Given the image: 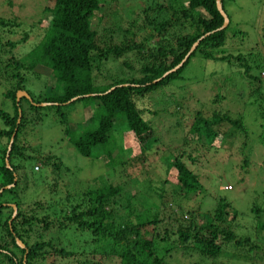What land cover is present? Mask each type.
<instances>
[{"label":"trees","instance_id":"1","mask_svg":"<svg viewBox=\"0 0 264 264\" xmlns=\"http://www.w3.org/2000/svg\"><path fill=\"white\" fill-rule=\"evenodd\" d=\"M232 1L219 0L221 12L227 19L223 29V17L216 8V0H167L166 6L154 4L148 25L153 35L159 37V42L150 47L131 40H121V35L131 33L127 29L119 28L118 31V25H113L116 27L113 31H118L117 39L113 41L110 34L107 39L102 38L101 31L94 30L91 22L94 13L100 9L99 0H53L51 7L44 9L48 16L47 26L42 36L31 40L32 43L28 41L30 39L25 31L12 35L13 28L20 29V24L13 19H0V98L11 105V114L0 109V140L5 141V146L0 147V264H77L83 256L82 249L87 252L81 264H165V259L171 258L175 252L186 255L187 259L193 255V259L197 258L203 264L206 261H209L208 264H225L217 260L225 245L231 244L237 249L229 245V250L236 257L240 256L242 261L245 255L250 256L257 250L249 238L237 237L231 230L220 228L227 216L226 209L229 208L223 199H218L213 212L206 214L208 221L203 217L200 224L196 223L192 217L196 212H187L186 222L180 220L175 228L171 226L170 231L163 230L162 236L156 239L160 235L143 238L142 234L147 228L156 229L160 222L157 212L147 216L151 199L145 197L142 211L138 215L134 214L133 207H129L127 219L122 221L121 226H116L113 221L116 215L112 209L107 210V206L120 196L122 188L105 181L101 182L100 187L90 188L80 195L73 193L78 197L83 194L80 199L86 198L88 201L85 208L80 207V201L66 188V184L63 185L65 189L62 188L57 195L55 193L52 201L44 204L35 199L23 208L19 197L22 188H27L22 181L24 174L21 163L31 159L18 140L26 121L23 103H26V109L30 112L54 109L63 127V137L77 154L89 158L94 148H100L106 157L105 162L101 159L102 163L113 169L127 163L118 161L121 153L118 146L116 149L112 148L113 145L106 149L112 142L111 133L118 122H121L126 132H130L141 152L153 137L152 129L142 119L133 99H143L151 92L179 81L183 83L184 70L193 59L226 64L234 60L241 65L248 80L258 83V77L249 76L250 67L244 59L222 52L228 32L233 36H245V32L235 31L238 25L227 9ZM149 11L147 8L140 14H148ZM113 15L110 17L113 18ZM135 17L131 16L127 21L131 23ZM39 22L38 19L32 27H39ZM253 43L255 45V41ZM130 53L140 59L135 60L140 61L138 72L135 71L138 77L132 78L130 73L128 77H113L106 84L101 83L105 78L100 68ZM3 55L5 57L1 60ZM251 64L257 70L261 67L252 61ZM120 66L131 72L135 70L124 61ZM36 67L48 71V76L58 85L57 94L50 91L42 93L46 80H43L42 85L37 83L38 73L33 71ZM256 89L252 94L254 103L251 104L256 107V117L260 123L257 141L264 147V94H259ZM18 91L24 92L28 98L21 97L16 102L15 93ZM88 101L96 103V108L86 120V124L90 125L78 135L72 134L74 129L67 127V116L62 109L77 102ZM222 123L244 137L247 136L240 119L234 120L215 111L206 119L197 111L189 130L191 137L188 138L202 135L212 145L218 136L223 139L218 131H214L215 126ZM11 136L13 138L6 168L4 158ZM113 151L116 153L113 154ZM53 158V161L50 156L38 158L32 171L38 172L40 165H43L49 167L52 175L56 172L59 176V173L67 169L62 167L58 159ZM188 159L195 163L193 158ZM171 164L176 171L173 192L176 189L193 193L201 189L198 176L181 158H175ZM244 164L247 163L244 161ZM173 203L181 208L175 196ZM11 205L15 206L13 215ZM251 212L259 214L264 213V210L252 207ZM174 216L172 219L178 220ZM257 225V230H264V224ZM219 236L222 237L220 244L217 243ZM79 238L81 245H76L78 242L74 243L75 246L71 244V240ZM256 241L264 242V238L258 236ZM240 250H246L247 253ZM191 264L198 262L192 261Z\"/></svg>","mask_w":264,"mask_h":264},{"label":"rangeland","instance_id":"2","mask_svg":"<svg viewBox=\"0 0 264 264\" xmlns=\"http://www.w3.org/2000/svg\"><path fill=\"white\" fill-rule=\"evenodd\" d=\"M52 1L0 0V19H13L15 23L20 24V29L13 28L12 35L25 31L30 39L28 41L32 43L31 40L42 36L47 26L48 16L44 9L50 8ZM99 1L100 9L94 13L91 22L94 30L101 31L102 38L107 39L110 34L114 41L118 38L120 28L127 29L131 33L121 35V40L127 42L131 40L145 47L158 44L159 37L153 35L148 25L151 20L150 13L154 4L166 6L167 0ZM152 1L157 3H151ZM147 8L150 10L148 14H140ZM227 9L232 20L238 25L239 29L235 28V31L245 32V36H233L228 32L226 46L222 52L244 59L250 67L249 76L258 77L259 82L248 80L243 74L241 65L234 60L226 64L193 59L195 63L192 64L191 61L184 70L183 83L179 81L157 89L143 99H133L135 107L141 112L142 119L153 132L152 140L146 143L142 152L121 122H118L117 127L113 129L112 142L106 146V149L111 148L112 145L113 149L119 147L121 153L118 161H127L125 165H117L113 169L107 168L101 161L102 159L105 162L106 157L100 148H94L89 158L81 157L63 137V127L54 109L30 112L26 109V103H23L26 121L18 140L23 144L26 154L31 156L30 160L21 163V171L24 174L22 181L27 187L22 188L19 194L23 208L35 199L43 204L52 201L55 193L57 195L62 188L65 189L64 184L72 195L73 193L80 195L90 188L100 187L101 182L105 181L122 188L120 196L115 198L113 204L109 203L107 206V210L112 209L111 211L116 215V218H113L116 226H121L122 221L127 219L129 207H133L134 214L138 215L142 211L145 197H148L152 204L148 208L147 216L157 212L160 222L156 229L154 228L155 231L147 228L145 233H142L144 235L142 237L160 235L156 238L158 239L162 236L163 230L170 231L171 226L175 228L180 220L186 222L187 212L198 214L192 216L196 223L200 224L203 217L208 221L206 214L213 212L218 199H223L228 203L229 208L226 209L227 216L224 217L220 228L231 230L237 237L249 238L251 245L257 250L250 256L245 255L246 258L242 261L239 259L240 256L236 257L229 250V245L237 250L229 244L223 247L217 260L225 264H264V242L256 241L258 236L264 238V230H257L259 229L257 224H264V213L251 212L252 207H257L260 211L264 210V147H261L257 141L260 123L256 117V107L251 104L254 103L252 94L257 90L256 88L259 94H264V0H233L227 5ZM112 13L113 18L110 17ZM131 16L137 17L129 23L127 18ZM38 19L39 27H32ZM113 25H118V31H113L116 28ZM103 29L106 31L102 32ZM20 31L22 32L19 33ZM4 57L3 55L1 60ZM137 59L139 58L134 53H130L115 60L114 63L104 64V67L100 68V73L105 78L101 83L106 84L113 77H128L130 73L132 78H137L136 72L140 66V61H135ZM122 61L127 62L135 70L131 72L122 68L120 66ZM251 61L261 67L257 70ZM33 71L38 73L39 85L46 80L43 94L49 91L57 94L58 85L53 83L47 70L36 67ZM95 104L94 101L77 102L62 109L67 116V127L74 129L72 134L78 135L90 125L86 124V120L96 108ZM0 109L11 114L10 102L0 98ZM197 111L206 119H209L210 113L214 111L226 114L234 120L240 119L247 136L244 137L226 123H222L215 126L214 131H218L223 139L218 136L212 145L208 144L202 135L199 137L192 135V139H189L188 137H191L189 130ZM2 146H5L3 139L0 140V147ZM115 153L116 151H113V154ZM44 156H50L52 161L55 157L67 170H63L57 176L56 172L53 175L50 173L49 167L40 165L39 171L33 172L32 167L37 164L36 160ZM175 158H181L182 162L198 176V183L201 186L199 191L184 193L175 189L173 192L172 185L176 183V171L171 163ZM188 158H193L195 163ZM174 196L181 208L173 203ZM81 197L83 194L80 197L75 196L81 203L80 207L85 208L88 201L86 198L80 199ZM144 214L143 210L142 216ZM172 215L178 220L172 219ZM221 240L222 237L219 236L217 243L220 244ZM68 241L70 242V239ZM71 241L74 246L76 242L78 246L82 244L81 238ZM85 252L87 251L81 250L83 256L77 257L80 258L77 264L85 260ZM240 252L247 253L246 250ZM190 258L187 259L186 255L175 252L171 258L165 259V264H191L192 261L203 264L197 258L193 259V255ZM208 262L206 261L205 264Z\"/></svg>","mask_w":264,"mask_h":264},{"label":"water","instance_id":"3","mask_svg":"<svg viewBox=\"0 0 264 264\" xmlns=\"http://www.w3.org/2000/svg\"><path fill=\"white\" fill-rule=\"evenodd\" d=\"M216 8L217 10L219 11V13L221 14V16L223 17V24L221 26V29H223L226 24H227V19L225 18L224 14H222L221 12V8H220V4H219V0H216ZM193 48V47H192ZM192 48L190 50H192ZM28 98V96L24 93V92H16L15 93V101L17 102L19 98ZM19 120H17L18 122ZM12 138L13 136L10 137L9 141H8V146L6 148V154H5V158H4V163H5V167L7 168L8 167V164H7V157H8V153L10 151V145L12 143ZM12 186V185H11ZM5 188H9V186H6ZM1 191V190H0ZM11 208H12V215L15 214V206L14 205H11ZM16 244L19 246V247H22V245L16 241Z\"/></svg>","mask_w":264,"mask_h":264}]
</instances>
